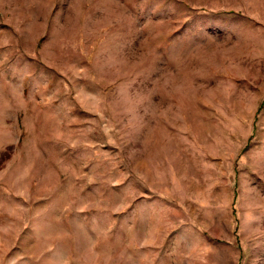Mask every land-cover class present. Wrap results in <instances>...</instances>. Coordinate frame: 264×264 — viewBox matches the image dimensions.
<instances>
[{
	"label": "rangeland",
	"instance_id": "obj_1",
	"mask_svg": "<svg viewBox=\"0 0 264 264\" xmlns=\"http://www.w3.org/2000/svg\"><path fill=\"white\" fill-rule=\"evenodd\" d=\"M143 242L264 264V0H0V264Z\"/></svg>",
	"mask_w": 264,
	"mask_h": 264
},
{
	"label": "crops",
	"instance_id": "obj_2",
	"mask_svg": "<svg viewBox=\"0 0 264 264\" xmlns=\"http://www.w3.org/2000/svg\"><path fill=\"white\" fill-rule=\"evenodd\" d=\"M142 249V254L139 255V259L137 260L140 262V264H158L159 261L166 260L169 261V264L178 263L179 260H188L189 262L192 261L193 264H196V262L199 259H202L206 262V264H213L214 262H228L230 259V253L229 249L226 248V250L223 253H217L216 255L213 253V245L207 246H201V249H191V250H186V252H181L180 250L174 248V249H169L167 251H172L169 252L168 254L164 253L162 249H160L159 246H154L156 248H150L149 250L146 249V244L143 242L142 244H138V247ZM128 251L129 253L126 254V263L127 264H133L134 263V258L135 254L134 249L135 246L134 244H127ZM163 248V247H162ZM165 250V249H164ZM166 251V250H165ZM131 253V255H129ZM181 264V263H179Z\"/></svg>",
	"mask_w": 264,
	"mask_h": 264
}]
</instances>
